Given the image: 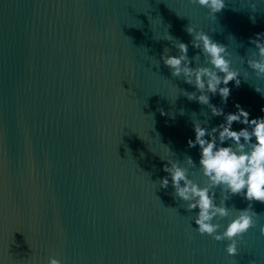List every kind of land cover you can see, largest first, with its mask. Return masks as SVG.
<instances>
[{
	"label": "water",
	"instance_id": "water-1",
	"mask_svg": "<svg viewBox=\"0 0 264 264\" xmlns=\"http://www.w3.org/2000/svg\"><path fill=\"white\" fill-rule=\"evenodd\" d=\"M188 24L225 45L241 73L227 105L218 94L211 103L264 115L254 91L264 79L241 59L264 32V0H225L216 19L188 0H0V264H264V204L232 257L229 241L196 231L171 184L159 187L166 160L198 165L193 123L223 122L182 95L194 87L160 59L165 48L177 54L168 33L190 59L199 53ZM226 205L225 227L247 202Z\"/></svg>",
	"mask_w": 264,
	"mask_h": 264
},
{
	"label": "clouds",
	"instance_id": "clouds-1",
	"mask_svg": "<svg viewBox=\"0 0 264 264\" xmlns=\"http://www.w3.org/2000/svg\"><path fill=\"white\" fill-rule=\"evenodd\" d=\"M188 2L207 8L213 19L225 8V0ZM251 8L255 11L256 4L253 3ZM249 18L255 22L254 16ZM185 31L192 37L189 42L192 48L199 49V53L190 59L189 45L174 39L168 33L166 40L172 42L177 54L169 55V49L165 48L160 59L169 68L172 77L182 76L183 82L195 89L192 92L181 89V94L189 101L207 106L211 116L222 117L223 122L210 128L199 122L193 123L194 139L187 140V147L199 146L198 165L189 155L184 156L187 167L181 166L179 161L166 160L162 169L166 175L159 178L158 183L160 189L165 190L171 184L173 199L177 201L179 198L185 202L186 212L195 213L193 224L196 231L217 242L229 241L225 251L228 256L234 257L238 255V240L257 225L254 217L259 215L253 210V205L264 204V115L250 119V113L239 103L235 104V112L228 113H225L224 107L211 103V98L218 94L221 104L226 106L231 94L228 85L234 82L235 87L239 88L241 73L231 67V61L226 58L230 54L225 45L213 41L203 30H197L190 24L185 27ZM249 43L254 45L256 51L246 58L241 57L242 62L247 64V68L258 79H264V32L254 34ZM194 61L195 67L192 66ZM156 66L159 67V63ZM247 75L245 72L246 81ZM254 91L264 97V91L260 87L255 86ZM260 111L264 113V106ZM160 114L167 115L163 109H160ZM234 123L244 127L233 130ZM189 169H196L205 178L203 186L190 178ZM217 189L220 190L219 203ZM234 196H240L246 201L247 207L237 210L238 215L225 227L220 221L230 215L226 201ZM221 228L223 231H220ZM259 232L264 236V224L259 226ZM48 264H61V260L49 257Z\"/></svg>",
	"mask_w": 264,
	"mask_h": 264
}]
</instances>
